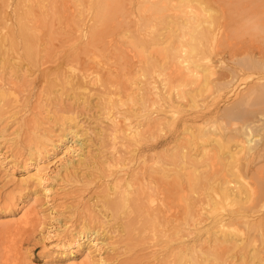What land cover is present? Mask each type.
Instances as JSON below:
<instances>
[{"label": "bare ground", "instance_id": "1", "mask_svg": "<svg viewBox=\"0 0 264 264\" xmlns=\"http://www.w3.org/2000/svg\"><path fill=\"white\" fill-rule=\"evenodd\" d=\"M112 3L122 10L120 22L134 25L122 31L130 34L122 37L120 46L141 47L145 42L151 46L133 50L137 55L133 61L137 57L139 64L126 83L111 78V68L108 74L96 72L89 80L81 53L79 67L75 54L65 60L61 56V65H53L57 53L52 55L50 46L42 54L41 45L51 39L44 42L40 37L46 38L47 28L52 31L55 20L71 26L67 42L74 41L79 32L82 49L88 45L96 48L93 40L100 38V23L107 26L114 20ZM105 33L103 38L109 35L108 30ZM0 54L16 61L24 54L47 73L43 74L47 85L54 82L50 76L56 66L68 85L75 83L85 89L91 82L105 87L102 94L108 111L102 113H108L109 127H102V137H106L102 139L109 148L99 151L98 173L92 175V181L98 182L100 192L96 193L106 212L97 213L99 227H90L88 218L90 226L77 227L72 222L64 229L72 233L69 238L57 235V242H51V247H61L62 256L78 253L76 248L86 250L84 261L70 259L69 264L106 261L101 255L93 258L92 253L106 244V233L112 227L119 234L134 230L137 241L152 247V264H264V0H0ZM114 70L117 79L120 74ZM110 84L118 85L116 91ZM8 93L0 84V106L10 102L4 103ZM75 129L70 132L79 138ZM167 130L172 131V138L163 142L166 148L161 141L150 144V136L161 137ZM52 134L44 139L35 135L34 139L63 146L64 153L75 150L68 135L56 136L55 141ZM77 141L84 143L80 138ZM43 147L36 148L42 152ZM34 159H27L34 169L26 171L19 184L40 186L47 181V165ZM166 177L172 180H164ZM49 190L43 187V192ZM35 220H40L37 206L27 203L17 223H0L4 226L0 228V264L22 263L17 233L27 231V225L34 227L31 222ZM180 221L187 226H180ZM45 238L50 239V234Z\"/></svg>", "mask_w": 264, "mask_h": 264}, {"label": "rangeland", "instance_id": "2", "mask_svg": "<svg viewBox=\"0 0 264 264\" xmlns=\"http://www.w3.org/2000/svg\"><path fill=\"white\" fill-rule=\"evenodd\" d=\"M112 4H113L111 5L112 8L110 6L109 7L110 10L112 9V11L114 12V16H112L114 18L113 22L107 23V26L104 25V23H100L102 25H100V27L98 25V27L102 33H98V37L100 35L99 40L97 37L94 36L97 41L95 39L93 41L97 42L98 44L97 47L99 48L97 47L95 48L93 47V45H88L83 48L84 51L82 52L81 47L83 45H80L81 42L80 40H82L83 38L81 37L80 33L77 32V37L74 39V41L72 40L71 42H67L69 41L68 39L70 38L69 35H71L68 34V38H67V32L68 30H70L71 26H69L68 28L67 25H64L65 20H63L64 22L62 20H59V22L55 20L56 22L54 21L55 23L51 28L53 30L50 31V29L48 30L47 28L46 38L42 35L40 37L41 40L44 42L49 40L48 38L51 39L49 43L47 44L45 43L46 45L45 44L41 45V46L44 45L43 46L44 48L42 47L43 52L42 51L40 52H42V54L46 53L47 50L46 48L50 46L48 49L50 50L52 48L50 51L52 52L51 54L53 55V53L54 54L57 53L55 55L56 57L54 56L53 58L55 60L53 65H55V62L58 65L62 64V63L59 64L61 62L60 61L61 56L65 60V58L67 59L72 54H75L76 57L74 62H76V65L78 67L81 66V64L79 63L81 62V57L82 59H84L83 61H85V63L82 65H84L83 67L87 75L88 73H90V75H88L89 80L91 78L94 79L93 76H95L94 74L96 72L103 71L106 74H108L107 72H109L112 69L110 71V73H112L110 74L111 78L114 77L113 79L117 80L118 82L119 80L121 82H124L129 77L131 70L132 69L135 70L134 69L135 66L139 64V62L137 61V57L134 58V61L136 62L134 63L133 56H137V55H134L133 53L138 52L140 48L142 50L144 43H142L141 47L133 46L132 48V46L127 44H123L124 46H120L122 44L121 43L122 40L124 38H129L128 35L130 34L129 32H126V34L127 33L128 34L125 35L123 34L122 31L126 30L127 28L128 29L131 27L133 28L134 25H132V23L130 24L127 22L121 23L120 22L121 20L119 19L123 15L122 10H120L121 8L119 9V7L117 6L118 4L116 3H112ZM116 6L118 8H116ZM114 8H116L117 10H115ZM119 11H121V14H119L120 13ZM116 12H118V14H115ZM88 18H90V16ZM69 19L70 18L67 17V20ZM59 23H61V25ZM70 24L72 26H75L73 25V23ZM108 26L111 29H109ZM59 29L62 30L60 31ZM107 30L110 36L106 35L105 38L106 37L108 38H106L107 40H105V38H103L104 37L103 35L106 34L105 32ZM112 35L113 37L114 35H116L117 37L115 36L114 39L111 37ZM126 41H128V39ZM153 42L155 41H151V44H154ZM99 44L101 45V47L99 46ZM111 44L113 46H111ZM148 44L147 42H145L146 48L151 47ZM117 46L118 48L121 49H117ZM113 47H115L116 49ZM133 50L134 51L137 50V51L134 52ZM111 51L113 52V55L111 54L112 53ZM85 52L86 54H84ZM80 53L83 54V56ZM79 54L81 55V57L80 59H77V56ZM110 55H112L113 57ZM84 56L87 57V60ZM96 58L99 60L101 59L100 60L101 62H99V60H96ZM128 59L129 62L127 61ZM224 60L227 63L230 62L229 57L226 55H224ZM21 61L14 60L11 55L8 57L0 54V76H1L0 84L1 85L4 84V87L9 92L8 94H6V96L9 97L4 96L6 97L4 103L10 101L7 104H5L6 106H0V110L2 109L1 111L2 113L0 114V223L3 225L6 222H9L10 224L14 222L17 223L18 220L21 218V215L25 209L26 204L35 203L37 206L40 220H37L38 222L35 220L31 222V224L35 226L38 224L37 225L38 227L35 228V226L34 227L31 226L32 229H29L31 227L27 225L26 227H28L29 232L28 229L24 227L25 230L27 231L24 232V230L23 231L19 230L17 233V236L20 238L17 239V243L18 242L22 243V244L18 243L19 248L21 247V253H22L21 256L22 263L21 262L20 263L21 264H69V262L71 261L70 259H76L75 260L76 262L84 261L87 257V255L85 257L86 250L84 251V248L81 249L76 248V251H78V253L75 252L73 253L74 255L72 254L69 256L68 255L62 256L60 254L61 253L60 251L62 250L61 247L57 249L56 247H51L50 245L51 242L53 243L57 242L55 240L57 235L60 236L63 235L65 238H69L71 236L72 233L70 232L66 233L64 229L66 226L68 227V224H71L72 222L73 224L76 222L77 227L78 226L80 227L82 225L90 226V223H91L90 227L92 228L95 227L96 225L99 227L100 223L98 221V218L96 219V217H99L97 213L106 212L101 208L102 207L101 205H103V203L100 200V198H98L97 195V193L100 192V188H98L99 187L98 182L95 180L92 181L93 180L92 177L98 173V170L96 171L95 169V165L99 160L98 157L101 155L100 152L105 147V145L103 144H105L106 139L105 140L102 139L105 137V136L102 137L104 134L103 131L104 129L102 127L104 128H107V126L109 127V122L108 120H106L108 118L107 117L108 113L105 114L104 116V113L108 111V109H105L106 106L104 105L106 95L104 93L102 94L105 87L99 84H92L91 82H90V86L85 89L79 88L77 85H75V83L73 85L71 84L68 85L67 77L62 74L63 72L61 70L56 69L57 71L56 73L55 71L56 66L52 67L53 70L52 69L51 70L54 72H52L53 75L50 76V78L54 82L51 85H47L45 81L46 76H44L47 73H42L40 66L37 67L34 64L32 65V63H30L29 60L27 61L24 54ZM121 62L123 63L121 64ZM103 63H106V65L104 64L103 66ZM105 67H107V69H105ZM113 68L116 69V73L119 72L120 74L118 75L117 79L114 76L115 70ZM57 76L59 79H56ZM63 76L64 78H62ZM126 82L127 81H125L124 83ZM91 84L93 85V87H91L92 86ZM115 85L110 84L109 88L112 90L115 88L114 90L116 91L118 85H116V87ZM8 86L11 88H8ZM13 90L15 92H13ZM136 92H138L137 88H136ZM101 95H103L104 98ZM0 103H3V100ZM16 110L18 112H15ZM136 112H139L140 114L142 113L141 109H138ZM12 113L13 116L11 115ZM122 115L123 114H121V116ZM62 125L65 127H62ZM72 129L77 130L78 133L80 134L78 137L82 141L84 140L83 141L84 143L82 145H80L77 141L79 138L71 134L70 131ZM35 131H37L36 132L37 134H34ZM167 131H166L167 135L164 133L163 136L161 137L156 136L154 138H151L150 136L148 138L149 141L151 140L150 144H155L156 142L161 141L160 143L162 145L163 142L167 140V138L171 139L172 136L170 135H172V131L171 132L170 130ZM50 132L54 133L52 134L53 135L52 137L54 138L55 141H58V137L56 136L60 135L62 138L63 136L65 137V134L68 135L70 141H72L73 139L72 147L75 150L73 152L68 151L64 153L63 146H59V148H57V147H53V142H46L45 144H42L39 143V141L38 142L35 141L34 139L35 135L37 139H38V135L44 139ZM37 145L42 147L45 146L43 147L44 150L42 149L43 151L41 152V150L36 148ZM108 146L109 144L106 145L107 148L105 147L104 149L107 150L109 148ZM163 147L166 148L167 146L163 144ZM144 148H147V146H144L143 149ZM45 149L48 150V153L45 152ZM157 150H161V149H156V151ZM39 152H41V156L38 157L37 154ZM30 156L35 157L34 161L39 159L37 160L38 162H40L41 164L45 163L47 165V172H46L47 181L45 182V184H42L40 186L35 185V183H29L26 185L27 182L19 184L20 179L25 176L24 174L26 173V171L28 172L30 169H31L30 171H33L32 169H34V164L32 166L31 163L27 162L29 158H31ZM71 160L73 161V163L72 162L70 163ZM25 162L27 163L25 164ZM155 172L156 173L153 174L155 175L157 174L156 176H158L159 172L157 171ZM165 179L167 181H171L172 177H166L164 178V180ZM45 186L50 189L49 192H43V187ZM93 195H95V197ZM10 199L12 200L10 201ZM34 200L36 202H34ZM27 207L29 206L27 205ZM83 209L90 210V212L91 211L92 212L88 213L89 211L88 212L86 210L83 211ZM73 215L75 216L73 217ZM81 215L84 217V219L83 217H80ZM93 217L95 218V220L93 219ZM87 218L89 219L90 223L87 220ZM110 224L114 225L113 222H111ZM3 225H0V228H4ZM182 225L185 224L180 221V226ZM111 229H113V231L110 230V232L106 233L105 236V239H107L105 240L106 244L99 245L101 249L100 251L95 252V254L92 253V255H95L93 258L99 259L101 256L102 258H105L106 261H103V263L101 264H119V263L152 264L153 263L154 260L152 255L154 253H150L153 251L152 247L148 246L147 243L137 241L138 240V239L136 240L137 234H135L134 230H130L129 232L128 230L123 231V229L120 228L119 231L120 232L123 231V232L119 234L117 228L114 229L112 227ZM26 232L27 234L25 235ZM133 233L135 234V236H133ZM49 234L51 236L50 239L47 238L43 239L45 236H48ZM21 238L23 239V241H21L22 240ZM28 238L29 241L28 240L26 241L25 239ZM102 238H104V236H102ZM128 238L129 240H127ZM84 244L86 246L88 242H84ZM146 245L148 246L147 248L145 247ZM149 245H151V243H149Z\"/></svg>", "mask_w": 264, "mask_h": 264}]
</instances>
